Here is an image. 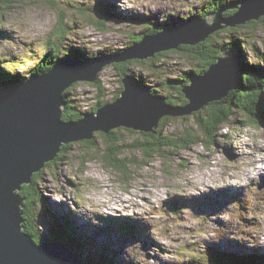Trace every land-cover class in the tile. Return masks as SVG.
Masks as SVG:
<instances>
[{"label":"rangeland","instance_id":"obj_1","mask_svg":"<svg viewBox=\"0 0 264 264\" xmlns=\"http://www.w3.org/2000/svg\"><path fill=\"white\" fill-rule=\"evenodd\" d=\"M211 1L21 0L10 5L0 0V64L24 81L42 59L50 37L60 40L61 29L66 34L55 64L69 48L83 50L84 62L115 56L134 46L141 34L140 41L195 18L211 22L216 11L202 16L210 10ZM228 1L235 4L236 13L241 0ZM239 26L211 35L221 44L233 39L243 42L244 53L239 52L243 75L247 62L258 63L264 54V25L255 32ZM178 51H165L160 59L156 53L154 61L128 59V74L155 86L162 96H175L176 90L164 87L165 82L198 66ZM113 64L105 65L93 82H75L66 90L65 100L71 99L84 113L91 112L101 93L106 94L104 101L115 102L124 84ZM6 80L0 77V85H9ZM196 112L165 115L171 118L166 132L178 140L196 128ZM259 114L256 110V117ZM115 132L123 143L118 144L121 151L111 150L116 152L115 159L123 160L124 170L107 163L111 145L101 136L103 132H96L93 144L72 143L67 153L35 178L34 186L42 196L37 222L44 237L53 238L57 219L67 217L77 224V234L95 240L94 249L85 246L81 251L86 259L112 258V264H212V253L217 250L253 256L264 253V119L255 123L236 110L212 139L198 133L199 143L170 147L153 157L138 147L146 140L143 132L115 128L111 134ZM127 222L135 230L127 232Z\"/></svg>","mask_w":264,"mask_h":264},{"label":"water","instance_id":"obj_2","mask_svg":"<svg viewBox=\"0 0 264 264\" xmlns=\"http://www.w3.org/2000/svg\"><path fill=\"white\" fill-rule=\"evenodd\" d=\"M238 4L231 17H225L223 10L235 4L214 12L211 22L195 18L144 36L118 55L92 62L62 59L43 75L35 74L20 84L0 85V264H88L67 243L37 242L24 229L23 185L31 184L34 175L55 160L67 144L90 141L96 132L109 134L115 128L152 132L165 115H190L227 97L242 84L240 53L233 48L224 50V56L207 72L193 76L183 89L189 100L184 106L169 105L165 96L126 74L115 102L67 121L63 119L64 91L78 80H96L107 64L146 60L181 45H197L216 30L264 16V0H241Z\"/></svg>","mask_w":264,"mask_h":264},{"label":"trees","instance_id":"obj_3","mask_svg":"<svg viewBox=\"0 0 264 264\" xmlns=\"http://www.w3.org/2000/svg\"><path fill=\"white\" fill-rule=\"evenodd\" d=\"M19 1L21 0H8L10 5H12L14 2ZM228 4V0H212L210 2V10L205 12L204 15H201L206 16L210 12L217 11L223 6H227ZM235 11V9L227 8L223 15L225 17H229L232 16ZM261 25H264V16H262L258 20H251L244 25H240L239 28H250L253 32H255ZM230 30L236 31L237 29L230 28ZM224 31H227V29L217 31L214 33V35H220ZM60 34H62V36L60 37V40H57L56 42L53 41V39L51 38L52 36L50 37L46 52L44 53L42 59H40L38 64L33 69H31L30 75L46 73L52 68V65H55L56 61H58V56L62 53L61 39H64L66 31L61 29L57 36H60ZM142 36L143 35L141 34L140 37L142 38ZM140 39L138 40L140 41ZM138 42L136 41L135 44ZM246 43L247 41H245V44ZM243 47V42L239 39H233L228 43L221 44L216 37H213V35H210L205 41L197 45H181L178 49V52L186 56L188 59H193V61H195L198 66L194 69L192 68L191 71L187 74L185 73L182 76L170 79L168 82H165L166 86L164 87L176 90L175 96L165 93L167 95L164 96L166 97L168 102L176 106L186 105L187 103H189V100L187 99L183 89L191 83V80L193 78L192 76L202 75L201 73L206 72L208 68L212 64L216 63L218 58L222 56L224 50L233 48L237 53H239L240 50L244 53ZM83 54H85L83 50L69 48L66 54L62 55V57L73 59H77L78 57H80L79 59L82 60L84 59L83 57H86V55ZM162 55H165V51L158 52L155 57H159L158 59H160V56ZM150 59L151 61L156 60L155 58ZM259 59L260 61L258 63L250 64L247 62V64L243 67V84L238 89L230 91L227 97L219 101L209 103L205 107L206 113L203 114L200 112V110L194 113L196 128L193 127L192 129H188L179 137L178 140H176L166 132V126L170 122L171 118L169 116H165L161 119L158 126L155 127L154 131L148 133L143 132V134L146 136V140L140 143L138 147L143 149V151L148 156L153 157L155 154L163 153L165 149L170 147H188L189 145L199 143L202 140L198 133L212 139V137H214L215 134L218 133L220 126L227 123L230 117L236 113V110H241L248 118H250L255 123L262 121V119H264V54H261L259 56ZM138 62L143 63V61ZM130 63L131 61L128 60L126 62L113 64L115 70L118 71L121 78L131 72ZM5 68H9V71H6ZM0 77L3 79H7L6 81L9 84H19L22 79H24L19 75H12V73L10 72V67H6L4 66V64H0ZM26 78L28 79L29 77ZM140 81L145 82L143 80ZM98 86L100 87V85ZM154 87L155 86L151 87L152 91L155 94L160 95L161 92ZM122 90L123 86H121L120 89L116 92V95L114 97L115 100L121 95ZM66 93L67 92L65 91V97L67 96ZM105 95L106 94L101 93V95L98 96V102L91 109V112H96L103 104L108 103L107 101H104ZM65 101L66 104L64 106L63 112L64 120H78L84 116L85 113L83 111H80L71 99L66 98ZM256 110L258 114L260 113L259 115H257L259 119L256 117ZM127 130L134 132L131 129ZM100 134L105 140L109 141V144L111 145L109 153L110 159H107V163L119 170H124L126 165L123 163V160L121 158L115 159L114 157L116 156V152L115 150H111L112 147H114L121 151L118 144L123 143V139L118 134H116V132L112 134ZM84 142L93 144V140ZM178 142L181 144L179 145ZM69 145L72 144L65 145L60 155L67 153V147H69ZM49 164L50 163H48L47 165ZM40 175L41 171L34 175L31 184H24L22 190L20 191L21 196L24 198V229L28 233H30L37 242H42L44 240L57 241L60 239L61 241L67 243L88 264H112V258L105 257L103 259L99 258L98 260L93 259L92 261L86 259V257L84 256L85 254L81 253V251L85 249V246H90V248L96 246L94 245L95 240H89V238H85L82 235L77 234V224L74 225L67 217L57 219V232L53 238L50 239L43 236V233L39 231V224L37 222L36 214V209L37 206L41 204L40 202L42 201V196L34 186L35 178L39 177ZM124 224L125 226H128L126 228L127 232L128 230H135L132 225H130L131 227H129L128 222ZM263 259L264 256H262V254H257L255 256H253L251 253H247L244 255H233L230 254L229 251L224 252L222 250L213 251L212 253V264H264Z\"/></svg>","mask_w":264,"mask_h":264},{"label":"bare ground","instance_id":"obj_4","mask_svg":"<svg viewBox=\"0 0 264 264\" xmlns=\"http://www.w3.org/2000/svg\"><path fill=\"white\" fill-rule=\"evenodd\" d=\"M63 59H70V60H77V61H79V62H82L80 59H76V58H68V57H65V58H63ZM85 60V59H84ZM43 75V74H42ZM32 76V75H31ZM31 76H29V77H31ZM79 81V80H78ZM85 81H87V80H85ZM89 82H93V81H89ZM65 92V91H64ZM64 94V93H63ZM215 102V101H214ZM96 108V107H95ZM257 158H259V157H257ZM264 161V158H262V162ZM251 164V163H250ZM247 171V170H246ZM235 180H237V179H235ZM250 180H254L253 179V177L252 178H250ZM245 181H249V179L248 180H245ZM257 183V182H256ZM255 183V184H256ZM227 184V183H226ZM225 184V185H226ZM254 184V185H255ZM250 185V186H249ZM248 186L249 187H251V185H253V182L252 183H250ZM244 190H246L245 188H243ZM244 190H242L243 192H245ZM246 192H248V193H250V190H249V188L247 189V191ZM241 194H244V193H241ZM245 195V194H244ZM23 218H24V216H23ZM25 220V219H24ZM55 224V223H54ZM60 240V239H59ZM45 241V240H44ZM262 251H263V249L262 248H260ZM245 249L244 248H242L240 251L238 250V252H241V251H244ZM258 250V249H257ZM230 254H233V255H237V254H234L235 252H229ZM249 253V252H248ZM238 254H241V255H244L242 252L241 253H238ZM247 254V253H246ZM260 254H262V256H264V253L262 252V253H260ZM254 255H257V254H254Z\"/></svg>","mask_w":264,"mask_h":264}]
</instances>
